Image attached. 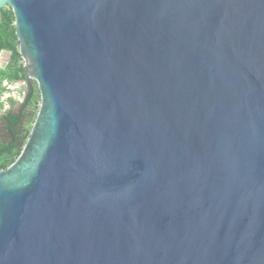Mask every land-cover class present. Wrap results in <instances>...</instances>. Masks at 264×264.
Wrapping results in <instances>:
<instances>
[{
	"label": "water",
	"instance_id": "obj_1",
	"mask_svg": "<svg viewBox=\"0 0 264 264\" xmlns=\"http://www.w3.org/2000/svg\"><path fill=\"white\" fill-rule=\"evenodd\" d=\"M6 6L40 103L0 264H264V0Z\"/></svg>",
	"mask_w": 264,
	"mask_h": 264
},
{
	"label": "trees",
	"instance_id": "obj_2",
	"mask_svg": "<svg viewBox=\"0 0 264 264\" xmlns=\"http://www.w3.org/2000/svg\"><path fill=\"white\" fill-rule=\"evenodd\" d=\"M13 22L14 17L10 7L0 9V51L5 50L10 54L8 62L0 66V94L6 89L7 84L25 80L23 60L18 51L19 45ZM28 96L27 106L29 107L23 103L15 111L12 107L16 101L8 98L10 108L1 115V121L6 120L7 130L0 137V170L16 159L28 137L37 112L36 102L39 99L37 88L35 87ZM2 106L3 102L0 101V108Z\"/></svg>",
	"mask_w": 264,
	"mask_h": 264
},
{
	"label": "rangeland",
	"instance_id": "obj_3",
	"mask_svg": "<svg viewBox=\"0 0 264 264\" xmlns=\"http://www.w3.org/2000/svg\"><path fill=\"white\" fill-rule=\"evenodd\" d=\"M7 60H8V52L5 51L0 56V66H4L6 64L5 62H7ZM15 86H16V83L7 84L6 89L0 94V101L3 102V106L0 108V123H1V115L5 111V109H6L7 105H8V103H7L8 98H10V97H12V95H14L16 97L15 101H18V96H20V94H21V92L23 90V88L21 86L18 89L19 94L17 95L16 94L17 92H13V90L15 89ZM39 103H40V97H39V99L36 102L37 108H38ZM17 105H18V103L15 105V107H17ZM14 110H15V108H14Z\"/></svg>",
	"mask_w": 264,
	"mask_h": 264
},
{
	"label": "flooded vegetation",
	"instance_id": "obj_4",
	"mask_svg": "<svg viewBox=\"0 0 264 264\" xmlns=\"http://www.w3.org/2000/svg\"><path fill=\"white\" fill-rule=\"evenodd\" d=\"M5 63H6V62H5ZM14 83H16V86H15V89L13 90V92H17V93H16L17 95L19 94L18 89H19L21 86H22V88H23V90H22L20 96H18V101H16V103H15V105L18 103L17 107H15V105L12 107L13 110H14V108H15V110H18V109L21 107V105H22L23 103H25V105L27 106V103H28V100H29V96H28V94H30V93H27V87H26L25 80H20V81H18V82H14ZM17 84H18V85H17ZM32 85H33V89H34V88L36 87V83L33 82ZM36 88H37V87H36ZM32 92H33V91H32ZM10 98H12L13 100H16V99H15L16 97H15L14 95H12V97H10ZM7 103H8V105H7V107H6L5 110H8V109L10 108V105H9V102H8V101H7ZM26 106H25V107H26ZM27 107H29V106H27ZM15 110H14V111H15ZM5 130H7V129H6V120L4 119V120H2L1 123H0V137H1L2 135H4Z\"/></svg>",
	"mask_w": 264,
	"mask_h": 264
},
{
	"label": "crops",
	"instance_id": "obj_5",
	"mask_svg": "<svg viewBox=\"0 0 264 264\" xmlns=\"http://www.w3.org/2000/svg\"><path fill=\"white\" fill-rule=\"evenodd\" d=\"M7 63V62H6Z\"/></svg>",
	"mask_w": 264,
	"mask_h": 264
}]
</instances>
